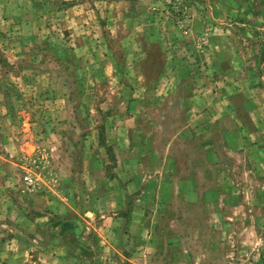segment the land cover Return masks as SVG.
Listing matches in <instances>:
<instances>
[{
	"label": "rangeland",
	"instance_id": "374dc122",
	"mask_svg": "<svg viewBox=\"0 0 264 264\" xmlns=\"http://www.w3.org/2000/svg\"><path fill=\"white\" fill-rule=\"evenodd\" d=\"M0 264H264V0H0Z\"/></svg>",
	"mask_w": 264,
	"mask_h": 264
},
{
	"label": "trees",
	"instance_id": "16d2710c",
	"mask_svg": "<svg viewBox=\"0 0 264 264\" xmlns=\"http://www.w3.org/2000/svg\"><path fill=\"white\" fill-rule=\"evenodd\" d=\"M65 228H69L70 227V224L69 223H64L63 225Z\"/></svg>",
	"mask_w": 264,
	"mask_h": 264
}]
</instances>
